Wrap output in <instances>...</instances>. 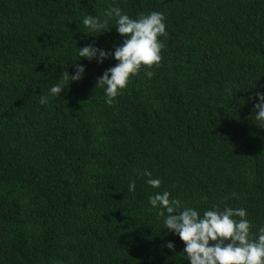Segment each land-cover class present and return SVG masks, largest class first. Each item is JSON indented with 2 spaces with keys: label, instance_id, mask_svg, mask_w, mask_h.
<instances>
[{
  "label": "trees",
  "instance_id": "trees-1",
  "mask_svg": "<svg viewBox=\"0 0 264 264\" xmlns=\"http://www.w3.org/2000/svg\"><path fill=\"white\" fill-rule=\"evenodd\" d=\"M112 7L132 18L162 12L168 35L160 65L142 69L109 105L96 82L117 61L77 52L123 42L114 18L109 31L85 33V16ZM77 64L82 78L41 105ZM257 92L264 0H0V264H190L148 202L156 191L201 214L245 208L257 233Z\"/></svg>",
  "mask_w": 264,
  "mask_h": 264
},
{
  "label": "clouds",
  "instance_id": "clouds-1",
  "mask_svg": "<svg viewBox=\"0 0 264 264\" xmlns=\"http://www.w3.org/2000/svg\"><path fill=\"white\" fill-rule=\"evenodd\" d=\"M113 18V26L123 37V42L114 51L109 52L89 44L78 48L77 52L79 59L96 60L98 64H103L109 57L117 61L96 82V88L104 90L105 102L109 105L142 69L160 65L161 53L165 47L160 37L168 35L162 12L152 11L132 18L116 7L105 9L103 16H85L82 21L85 33L99 36L109 31V22ZM85 71V67L79 64L75 66L74 75L65 71L60 82L51 86L48 96H41L40 104L48 103V97L60 98L69 81L80 80ZM144 74L148 78L153 76L151 71H145ZM253 99V117L264 125V93L257 92ZM143 175L149 177L146 183L152 189H160L162 181L159 178H151L149 172H144ZM135 189V180L130 181L128 191L135 192ZM148 202L157 211V215L163 217V228L178 236L184 243L183 253L190 264H264V226L259 227L254 234L245 208L225 206L220 210L213 205L201 214L196 208L172 197L167 190L156 191L148 197ZM165 246L169 250H174L175 247L171 241L166 242Z\"/></svg>",
  "mask_w": 264,
  "mask_h": 264
}]
</instances>
